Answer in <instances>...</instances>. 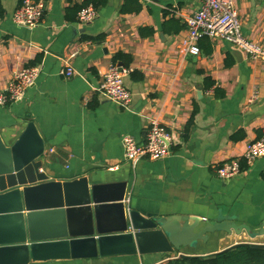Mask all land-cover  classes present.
<instances>
[{
    "label": "crops",
    "instance_id": "crops-1",
    "mask_svg": "<svg viewBox=\"0 0 264 264\" xmlns=\"http://www.w3.org/2000/svg\"><path fill=\"white\" fill-rule=\"evenodd\" d=\"M82 1L44 0V16L33 28L11 20L21 0L0 1V88L19 69L40 67L21 101L0 106L3 141L14 142L24 122L32 121L44 140L42 169L50 179L87 177L100 184L126 180L128 210L228 219L258 231L264 223V157L247 164L242 154L248 141L264 134V59L250 58L230 43L206 36L199 39V55L183 52L186 19L200 6L195 0H137V12H121L124 0H106L91 22L82 23L78 16L74 21L66 19L65 8ZM234 3L243 35L264 47V0ZM172 18L175 21L169 24ZM177 24L184 28L175 32ZM141 28L152 33L141 35ZM117 53L127 55L129 61L114 62ZM225 58L232 61L230 66ZM119 62L131 68L124 79L132 95L126 108L104 99L97 90L102 73ZM66 66L74 71L68 77L60 74ZM253 93L257 98L249 103ZM152 119L172 133L170 152L132 166L123 157L121 138L131 136L144 143ZM232 159L240 160L241 172L226 181L219 179L215 167ZM181 225L177 221L179 229ZM206 236L163 256L114 255L29 264H166L179 253L208 255L250 240L244 232Z\"/></svg>",
    "mask_w": 264,
    "mask_h": 264
},
{
    "label": "water",
    "instance_id": "water-1",
    "mask_svg": "<svg viewBox=\"0 0 264 264\" xmlns=\"http://www.w3.org/2000/svg\"><path fill=\"white\" fill-rule=\"evenodd\" d=\"M44 156V140L32 121L24 122L10 144L0 135V264L150 253L163 256L218 231L244 232L250 239L221 251L239 246L264 249V223L254 232L228 219L165 217L128 210L126 180L100 184L87 177L50 179L42 169ZM180 220L179 229L176 223ZM200 223L204 225L194 232ZM196 256L206 255L179 253L174 258Z\"/></svg>",
    "mask_w": 264,
    "mask_h": 264
},
{
    "label": "built area",
    "instance_id": "built-area-1",
    "mask_svg": "<svg viewBox=\"0 0 264 264\" xmlns=\"http://www.w3.org/2000/svg\"><path fill=\"white\" fill-rule=\"evenodd\" d=\"M200 3L197 10L186 19L187 35L181 41L183 52L199 55V39L206 36L212 40H222L243 52L250 58L264 59V47L249 40L240 29V20L234 0H195ZM44 0H22L13 11L11 20L14 24L28 28L36 27L45 13ZM97 14L92 5L82 7L78 19L82 23L91 22ZM1 19V17H0ZM38 65L26 66L16 71L4 88H0V106L21 101L29 87H32L39 75ZM73 69L66 66L60 74L70 76ZM131 68L112 63L102 73L98 93L104 99L111 100L121 107H128L131 92L125 86L124 79ZM256 93L248 99L252 103ZM144 143H137L131 136L121 138L123 157L132 166L141 159H162L170 152L172 133L155 119L150 120ZM264 157V134L246 143L242 159L250 164ZM241 172L240 160H226L215 167V174L221 180H229Z\"/></svg>",
    "mask_w": 264,
    "mask_h": 264
},
{
    "label": "trees",
    "instance_id": "trees-1",
    "mask_svg": "<svg viewBox=\"0 0 264 264\" xmlns=\"http://www.w3.org/2000/svg\"><path fill=\"white\" fill-rule=\"evenodd\" d=\"M1 1V0H0ZM22 1V0H21ZM92 5L94 9L98 10L106 4V0H83L80 4H73V6H68L65 8V18L71 21L77 19L79 10L87 5ZM140 9V4L137 0H124L123 5L120 8L121 12H137ZM2 14V7L0 3V16ZM175 21V19H170L169 24ZM176 22H178L176 20ZM165 24V23H164ZM184 28V25L177 24L173 29L175 32L180 31ZM141 35H148L152 33V30L149 28H141ZM99 39V38H97ZM204 41H207V38H202ZM201 40V39H200ZM208 42V41H207ZM199 45H201L199 43ZM206 51H209L206 49ZM124 61L128 62L129 57L122 53H117L114 57V62ZM232 63L229 58H225V65L230 66ZM217 97H222V92L220 90H215ZM166 264H264V249H256L248 246H239L235 249L228 251H220L213 254L200 257H190L183 258L178 257L170 259Z\"/></svg>",
    "mask_w": 264,
    "mask_h": 264
}]
</instances>
